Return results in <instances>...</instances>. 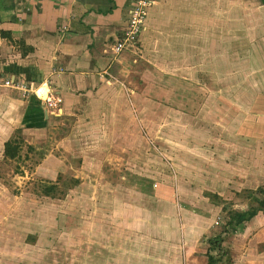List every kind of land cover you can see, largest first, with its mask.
Returning <instances> with one entry per match:
<instances>
[{"label": "rangeland", "instance_id": "rangeland-1", "mask_svg": "<svg viewBox=\"0 0 264 264\" xmlns=\"http://www.w3.org/2000/svg\"><path fill=\"white\" fill-rule=\"evenodd\" d=\"M171 1L156 4L129 61L113 63L145 102L129 100L123 135L66 125L64 145L55 133L32 149L25 140L20 159L0 156V264H206L223 207L262 196L264 18H209V48L193 57L201 18H170ZM227 230L217 264H264L263 215Z\"/></svg>", "mask_w": 264, "mask_h": 264}, {"label": "crops", "instance_id": "crops-1", "mask_svg": "<svg viewBox=\"0 0 264 264\" xmlns=\"http://www.w3.org/2000/svg\"><path fill=\"white\" fill-rule=\"evenodd\" d=\"M192 1L199 3L194 5ZM167 2L160 0V4ZM174 2L176 9H169L170 18H201V35L198 31L188 37L193 42L189 48L193 57L203 56L209 48V18H264V0H172V7ZM132 3L133 0H0L2 159L5 160V143L13 136L33 147L39 140L46 145L50 134L56 133L59 144L64 145L66 125L74 126L73 135L89 133L90 138L99 140L108 131L124 134L129 100L133 101L134 96L137 104L145 102L138 86L131 88L119 78L123 66L113 64L117 55L109 49L125 29ZM157 3L159 0L149 10L146 28ZM183 3L186 8L181 10ZM211 6L216 8L213 14ZM194 40L200 43L196 46ZM134 47L121 52L123 62L130 59V53L125 51ZM114 65L122 66L116 68L120 84L112 80ZM8 79L19 87L6 85ZM48 89L63 97L58 111L45 105L43 97ZM154 97L148 96L152 98L150 102H160ZM86 119L89 121H83ZM108 140L113 141V137Z\"/></svg>", "mask_w": 264, "mask_h": 264}, {"label": "trees", "instance_id": "trees-1", "mask_svg": "<svg viewBox=\"0 0 264 264\" xmlns=\"http://www.w3.org/2000/svg\"><path fill=\"white\" fill-rule=\"evenodd\" d=\"M24 144V141L18 136H13L11 139L6 141L5 143V149H4V158L6 161L10 162L13 160H17L21 157V151L22 146ZM30 149H32L31 146H29ZM79 181L78 178H73L71 186L74 184H77ZM41 186L43 187V192L46 195H53L57 189L58 185L54 182L47 181V182H41ZM262 189V196H258L254 191H249L248 197L251 199V202H253L249 207L245 210H237L232 209L230 210L228 207L224 206L223 210L227 214V219L224 224V230L216 236H213L208 239L209 243V250L207 251V263L206 264H217L220 257H216L211 253V250H217L219 249V246L221 242L223 241V234L226 233L230 228V230H236L239 226L245 224L246 222L250 221L252 218L263 215L264 216V188ZM224 255L227 253L223 252Z\"/></svg>", "mask_w": 264, "mask_h": 264}, {"label": "built area", "instance_id": "built-area-1", "mask_svg": "<svg viewBox=\"0 0 264 264\" xmlns=\"http://www.w3.org/2000/svg\"><path fill=\"white\" fill-rule=\"evenodd\" d=\"M156 0H133L130 8V16L122 35L109 49L113 54H119L123 50L134 47L138 44L142 32L146 28V21L149 10ZM6 85L19 87L13 80H6ZM43 100L45 105L54 111L61 108L63 97L52 89L44 93Z\"/></svg>", "mask_w": 264, "mask_h": 264}]
</instances>
